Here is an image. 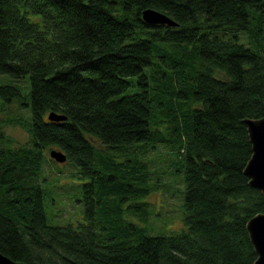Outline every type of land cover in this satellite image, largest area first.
Wrapping results in <instances>:
<instances>
[{"label":"trees","instance_id":"16d2710c","mask_svg":"<svg viewBox=\"0 0 264 264\" xmlns=\"http://www.w3.org/2000/svg\"><path fill=\"white\" fill-rule=\"evenodd\" d=\"M146 7L177 25L147 23ZM263 32L264 0H0V73L31 82V116L15 119L29 142L0 145V250L29 264H253L246 223L264 194L244 172L242 117L264 116ZM20 94L0 84L6 102ZM159 144L185 172L175 232L153 231L142 199ZM51 145L85 179L76 222L48 217Z\"/></svg>","mask_w":264,"mask_h":264},{"label":"rangeland","instance_id":"374dc122","mask_svg":"<svg viewBox=\"0 0 264 264\" xmlns=\"http://www.w3.org/2000/svg\"><path fill=\"white\" fill-rule=\"evenodd\" d=\"M248 35H250L249 32L243 33L242 39L244 42L248 41ZM3 83L16 84L21 90V97L20 99L6 102L0 96V145H5L4 143L9 142L14 146L29 142L28 140L31 137L28 129L30 122L28 123L27 121L22 124L15 121V119H23L24 121L29 114L31 116V107L29 105L31 100L30 76L26 74L20 79L14 80L11 76L0 73V84ZM25 102L29 103L27 108L21 107L26 106L24 105ZM53 147H56V145L48 146L47 151ZM147 156V175L149 177V185L152 188L148 192V196L142 199H147L151 205L152 213H150L148 224L153 231L175 232V230H181L186 227L183 220L185 190V181L183 180L185 172L177 170L176 164L173 163L174 152L163 144H159ZM59 165L61 167L56 166L53 161L45 162L42 169L43 176L47 182L51 181L52 185L57 184V187L52 185L44 187L45 203L46 200L49 201V198L52 201V197L55 198V203L52 206L47 204V209L49 207V210L53 213V215H50L48 212V217L52 223L65 222L67 219L76 222L81 218L85 208L81 196L83 195V186H80L85 179L84 177L68 176L73 172L78 173V169L74 165L68 162L60 163ZM58 168L62 169L58 171ZM61 172L63 174L58 179L53 177L55 173L60 174ZM132 217L138 219L137 216L133 215Z\"/></svg>","mask_w":264,"mask_h":264},{"label":"water","instance_id":"95a60500","mask_svg":"<svg viewBox=\"0 0 264 264\" xmlns=\"http://www.w3.org/2000/svg\"><path fill=\"white\" fill-rule=\"evenodd\" d=\"M141 18L147 23H156L167 25H177L175 20L166 12L153 8L146 7L141 11ZM48 117L52 120L60 121L67 119L65 113L50 111ZM242 123L246 125L248 136L252 143V154L248 159L244 172L249 177V183L253 187H257L264 194V116L261 117H242ZM67 153L60 148H51L50 155L59 163L67 161ZM246 227L257 257L253 264H264V211L257 212L246 223ZM0 264H29L27 262L16 260L11 256L3 253L0 250Z\"/></svg>","mask_w":264,"mask_h":264}]
</instances>
